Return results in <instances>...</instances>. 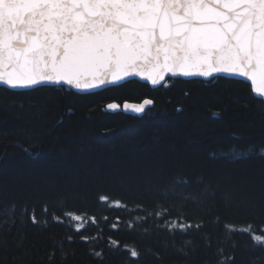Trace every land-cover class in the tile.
I'll return each mask as SVG.
<instances>
[{
    "label": "trees",
    "instance_id": "16d2710c",
    "mask_svg": "<svg viewBox=\"0 0 264 264\" xmlns=\"http://www.w3.org/2000/svg\"><path fill=\"white\" fill-rule=\"evenodd\" d=\"M255 236L264 102L248 84L0 88V264H264Z\"/></svg>",
    "mask_w": 264,
    "mask_h": 264
},
{
    "label": "snow or ice",
    "instance_id": "6c2138e0",
    "mask_svg": "<svg viewBox=\"0 0 264 264\" xmlns=\"http://www.w3.org/2000/svg\"><path fill=\"white\" fill-rule=\"evenodd\" d=\"M141 59L161 76L243 77L253 92L259 80L264 99V0H0V84L9 88L88 75L102 85Z\"/></svg>",
    "mask_w": 264,
    "mask_h": 264
},
{
    "label": "water",
    "instance_id": "95a60500",
    "mask_svg": "<svg viewBox=\"0 0 264 264\" xmlns=\"http://www.w3.org/2000/svg\"><path fill=\"white\" fill-rule=\"evenodd\" d=\"M153 63L154 62H148L141 59L138 61L137 66L128 69L127 71L120 72L118 76L114 75L112 72H109L105 75V83L101 85L100 79L96 78L93 79L91 75H88L86 77H81V83L77 85L76 83H73L72 85H69L67 83H61L60 85H53V84H43L39 88L42 87H65L71 91H73L76 94L79 95H91L96 94L99 92H102L104 90L115 88L122 86L124 84H127L132 81H137L139 83L145 84L149 86L151 89H158L165 85V83L169 80H185V81H192V80H201L204 82H210L217 78H226L236 81H241L249 86H251L252 93L255 98L262 100L264 102V99L260 98L257 93L260 91V83L259 80H257V83L255 85L256 92H253V86L251 84V81H247L246 78L240 77H234V76H224V75H218L216 73H213L211 77H184L180 71L179 68L176 69V75L174 76L171 71H164L161 75H158L159 70L153 69ZM99 76V74H98ZM152 79H157L159 82L153 86ZM115 81V82H113ZM97 85V87H91V85ZM0 88L7 89L12 92H27L32 91L38 88H16L12 89L9 88L6 84H0ZM150 100V99H146ZM145 101V100H144ZM144 101L141 102H125L122 105V109L125 113L129 115H138L142 116L146 113L147 110L151 109L154 106V103L152 100H150L151 104H144ZM116 105V104H115ZM138 105H143L144 111L139 112L137 107ZM118 106V105H117ZM112 110V109H111ZM116 111V110H112Z\"/></svg>",
    "mask_w": 264,
    "mask_h": 264
}]
</instances>
